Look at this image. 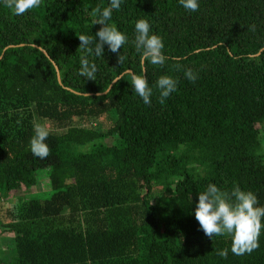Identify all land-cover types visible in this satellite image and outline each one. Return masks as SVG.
Here are the masks:
<instances>
[{
    "label": "trees",
    "instance_id": "16d2710c",
    "mask_svg": "<svg viewBox=\"0 0 264 264\" xmlns=\"http://www.w3.org/2000/svg\"><path fill=\"white\" fill-rule=\"evenodd\" d=\"M197 2L122 0L107 23L127 42L96 57L78 36L95 37L92 10L110 0H41L19 16L0 0V264H264V227L257 249L235 255L230 235L210 239L194 216L209 184L264 207V0ZM139 19L166 57L146 71ZM82 55L94 80L79 75ZM127 70L146 77L150 105L128 76L105 92ZM162 75L177 83L164 104ZM36 123L50 125L46 159L29 148ZM44 181L40 198L2 202Z\"/></svg>",
    "mask_w": 264,
    "mask_h": 264
},
{
    "label": "clouds",
    "instance_id": "9594fccd",
    "mask_svg": "<svg viewBox=\"0 0 264 264\" xmlns=\"http://www.w3.org/2000/svg\"><path fill=\"white\" fill-rule=\"evenodd\" d=\"M4 6L10 9L14 15H23L31 9L38 8L41 0H3ZM122 0H110L108 7L99 6L92 10V15L99 16L95 24L102 27L96 32L95 37L79 35V48L87 55L102 57L103 46L107 45L112 53H117L127 42V38L114 24L109 25L113 10H119ZM179 3L186 10L195 12L199 9L197 0H179ZM135 47L140 52L139 64L142 71L145 62L152 65H163L166 57L163 55L164 47L161 38L155 34H150V25L147 20L139 19L135 22ZM98 38V40L96 39ZM87 55L80 58L79 75L87 80H94L97 67L90 63ZM124 57L118 55V63L121 64ZM130 77L131 86L135 93L142 99L145 105H150L152 88L144 75H138L131 71L117 75L113 84L118 83L124 78ZM185 77L194 82L197 75L191 69L185 71ZM156 88L159 90V103L164 104L165 100L172 92L176 91V81L167 75H162L155 81ZM88 97V93L83 92ZM34 135L30 138L29 148L31 153L39 158L46 159L50 155V148L45 140L49 136L46 126L36 123L33 126ZM231 201V202H230ZM256 195L251 191H242L239 186H235L231 193L221 191L216 185L209 184L205 191L198 194V202L195 207L194 216L198 221L204 234L210 239L213 236H231V251L235 255L251 254L259 247L258 238L262 227L261 219L264 218V207L257 206ZM217 255L226 258L228 249H222ZM90 264V262H89Z\"/></svg>",
    "mask_w": 264,
    "mask_h": 264
},
{
    "label": "rangeland",
    "instance_id": "374dc122",
    "mask_svg": "<svg viewBox=\"0 0 264 264\" xmlns=\"http://www.w3.org/2000/svg\"><path fill=\"white\" fill-rule=\"evenodd\" d=\"M42 125L46 126L47 129H50V125L49 124L43 123ZM56 133H62V130H60L59 132L56 131ZM260 133H261V131H260ZM263 136H264V134H263ZM260 141L262 143V148H263V151H264V139L260 138ZM104 142H105V144L109 145L110 144V139L107 138V139L104 140ZM45 182L46 181L39 182L36 186L31 187L29 189H24L23 187H21L20 189H18L16 191L9 192V197L7 198V200H3L2 199V202L4 204L5 203L9 204V201L10 202L13 201L14 205H16V204L17 205H22L24 202H26L29 199L40 198L44 194V192L47 190V188H46L47 186L44 185ZM7 237H9V236H7ZM7 237L5 235H1L0 234V251L2 249H4V247L6 245V242H7V240H6Z\"/></svg>",
    "mask_w": 264,
    "mask_h": 264
},
{
    "label": "water",
    "instance_id": "95a60500",
    "mask_svg": "<svg viewBox=\"0 0 264 264\" xmlns=\"http://www.w3.org/2000/svg\"><path fill=\"white\" fill-rule=\"evenodd\" d=\"M125 72H128V70H127V71H125ZM125 72H124V73H125ZM114 79H115V78H114ZM114 79H113V80H114ZM113 80H112V81H111V83L108 85V87H107V89L105 90V92H107V91L109 90V88H110L111 84H113V83H112V82H113ZM105 92H103V93H105ZM103 93H102V94H103Z\"/></svg>",
    "mask_w": 264,
    "mask_h": 264
}]
</instances>
